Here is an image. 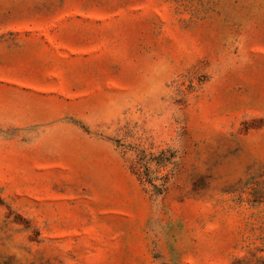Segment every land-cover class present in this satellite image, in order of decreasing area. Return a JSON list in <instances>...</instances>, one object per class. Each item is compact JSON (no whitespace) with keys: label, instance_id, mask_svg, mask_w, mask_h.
<instances>
[{"label":"rangeland","instance_id":"rangeland-1","mask_svg":"<svg viewBox=\"0 0 264 264\" xmlns=\"http://www.w3.org/2000/svg\"><path fill=\"white\" fill-rule=\"evenodd\" d=\"M0 264H264V0H0Z\"/></svg>","mask_w":264,"mask_h":264},{"label":"trees","instance_id":"trees-1","mask_svg":"<svg viewBox=\"0 0 264 264\" xmlns=\"http://www.w3.org/2000/svg\"><path fill=\"white\" fill-rule=\"evenodd\" d=\"M140 165H142V164H140ZM153 187H154V188H156V186H155V185H153Z\"/></svg>","mask_w":264,"mask_h":264}]
</instances>
